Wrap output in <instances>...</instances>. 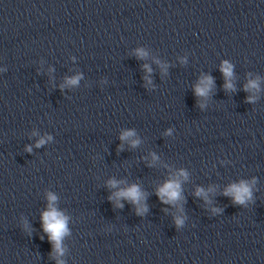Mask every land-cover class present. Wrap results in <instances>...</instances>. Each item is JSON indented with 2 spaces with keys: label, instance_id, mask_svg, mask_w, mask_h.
Instances as JSON below:
<instances>
[{
  "label": "clouds",
  "instance_id": "1",
  "mask_svg": "<svg viewBox=\"0 0 264 264\" xmlns=\"http://www.w3.org/2000/svg\"><path fill=\"white\" fill-rule=\"evenodd\" d=\"M143 54L144 53H141V55ZM222 71L224 72L225 76L230 75V67L226 66L222 69ZM75 82H76L75 79L71 81V83H75ZM249 86L255 87L256 85L254 82H252L250 83ZM197 93L199 95H203L205 94V89L198 88ZM131 134L132 133H128L127 135H131ZM40 143H43V141H41ZM135 143L137 142H133L134 145ZM37 146H39V144ZM178 188H179L178 183L168 182L164 185L163 188L160 189V192L158 194L161 195V197L167 195L169 201L175 200L178 198L179 195ZM233 191L235 192V201L238 203H244L245 198L250 197L251 195L249 188L243 183H241L239 187L233 186ZM120 195L132 199L133 202H136L140 197L139 190L136 186H133L132 188H130L125 192H121ZM49 199L50 201H54L55 197L50 196ZM49 207H50V211L44 213L43 215L44 228L46 232L50 233V239L56 242L57 250H60L59 241L63 236V234L66 232L65 218L62 216V214L58 213L54 208H52L51 204ZM177 223L179 224L180 221L178 220Z\"/></svg>",
  "mask_w": 264,
  "mask_h": 264
}]
</instances>
